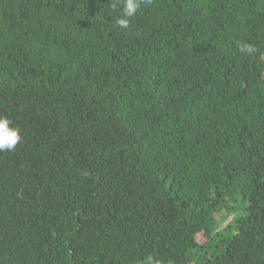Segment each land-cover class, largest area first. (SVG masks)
Instances as JSON below:
<instances>
[{
  "label": "trees",
  "instance_id": "obj_1",
  "mask_svg": "<svg viewBox=\"0 0 264 264\" xmlns=\"http://www.w3.org/2000/svg\"><path fill=\"white\" fill-rule=\"evenodd\" d=\"M122 4L0 0V264H264V0Z\"/></svg>",
  "mask_w": 264,
  "mask_h": 264
},
{
  "label": "clouds",
  "instance_id": "obj_2",
  "mask_svg": "<svg viewBox=\"0 0 264 264\" xmlns=\"http://www.w3.org/2000/svg\"><path fill=\"white\" fill-rule=\"evenodd\" d=\"M142 0H123L122 11L116 18L115 24L123 29L129 28L132 20L137 15L141 7ZM241 51L252 52L250 45H242ZM22 141V130L15 126L13 121L7 116H0V152L14 151ZM139 264H160V261L154 260L149 255L139 262Z\"/></svg>",
  "mask_w": 264,
  "mask_h": 264
}]
</instances>
